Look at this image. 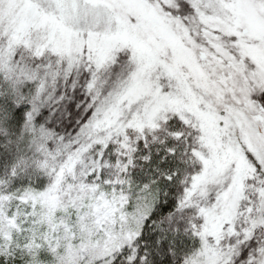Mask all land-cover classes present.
Wrapping results in <instances>:
<instances>
[{"label":"snow or ice","instance_id":"snow-or-ice-1","mask_svg":"<svg viewBox=\"0 0 264 264\" xmlns=\"http://www.w3.org/2000/svg\"><path fill=\"white\" fill-rule=\"evenodd\" d=\"M0 264H264V0H0Z\"/></svg>","mask_w":264,"mask_h":264}]
</instances>
